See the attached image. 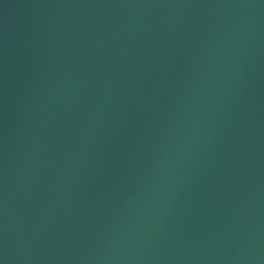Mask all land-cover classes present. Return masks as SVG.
<instances>
[{
  "label": "water",
  "instance_id": "water-1",
  "mask_svg": "<svg viewBox=\"0 0 264 264\" xmlns=\"http://www.w3.org/2000/svg\"><path fill=\"white\" fill-rule=\"evenodd\" d=\"M0 264H264V0H0Z\"/></svg>",
  "mask_w": 264,
  "mask_h": 264
}]
</instances>
